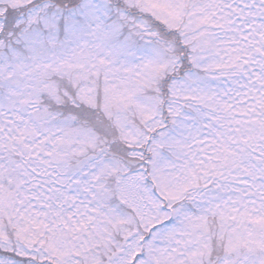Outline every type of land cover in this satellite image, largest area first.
I'll use <instances>...</instances> for the list:
<instances>
[{"label": "snow or ice", "instance_id": "obj_1", "mask_svg": "<svg viewBox=\"0 0 264 264\" xmlns=\"http://www.w3.org/2000/svg\"><path fill=\"white\" fill-rule=\"evenodd\" d=\"M0 264H264V0H0Z\"/></svg>", "mask_w": 264, "mask_h": 264}]
</instances>
